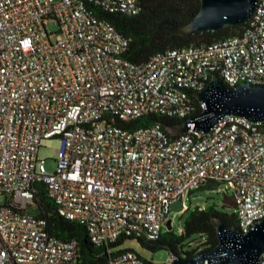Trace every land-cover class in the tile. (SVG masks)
Returning a JSON list of instances; mask_svg holds the SVG:
<instances>
[{"label":"built area","instance_id":"built-area-1","mask_svg":"<svg viewBox=\"0 0 264 264\" xmlns=\"http://www.w3.org/2000/svg\"><path fill=\"white\" fill-rule=\"evenodd\" d=\"M94 7L136 16L143 4L0 0V264H78L77 242L29 212L41 187L61 217L107 250L106 264H158L111 245L158 240L175 205L210 182L231 192L238 230L264 219V123L226 116L207 135L177 137L158 123L126 126L150 115L197 119L192 93L214 75L231 89L264 87V1L238 34L141 64L124 57L130 40ZM52 138L60 146L50 173L38 151Z\"/></svg>","mask_w":264,"mask_h":264},{"label":"trees","instance_id":"trees-1","mask_svg":"<svg viewBox=\"0 0 264 264\" xmlns=\"http://www.w3.org/2000/svg\"><path fill=\"white\" fill-rule=\"evenodd\" d=\"M142 4V10L136 16L109 14L103 12L99 7H94V11L101 19L112 23L130 40L124 57L137 64L145 63L157 53L169 49H179L190 45H209L225 40L238 34L244 26L230 27L217 32L206 31L190 37H183L178 34L177 27L184 26L196 16L201 7L200 0H142ZM193 99L196 105L193 117H200L203 108L195 97ZM183 121L185 119L176 120L150 115L131 121L126 126L131 130H136L158 123L170 135L164 125H174ZM218 187H220L219 183L210 182L191 192L189 196L199 191L217 190ZM36 199L39 209L38 216L47 221L49 233L62 241L74 240L77 242L78 264H106L109 261L110 255L107 250L92 243L83 224L69 221L58 214L55 205L48 198L43 187ZM226 201L228 205L235 208L233 196L227 198ZM184 214L186 217L180 234L173 230L163 232L156 241L125 236L112 244L111 249L120 251L127 241L135 240L143 249L152 253L168 250L177 257L188 259L197 253L210 251L218 245L217 232L212 223L214 217L222 218L227 226L237 227L235 212L228 215L221 212L216 205L205 206V209L199 205L193 209L188 207Z\"/></svg>","mask_w":264,"mask_h":264},{"label":"water","instance_id":"water-1","mask_svg":"<svg viewBox=\"0 0 264 264\" xmlns=\"http://www.w3.org/2000/svg\"><path fill=\"white\" fill-rule=\"evenodd\" d=\"M196 16L184 26L177 27L180 36L190 37L206 31H220L241 26L254 14L259 2L264 0H200ZM192 95L204 105L200 117L174 125H164L170 136L177 137L190 131L200 136L212 129L226 116L244 117L253 123H264V87L242 83L231 89L214 75L208 86ZM219 243L210 250L185 259L175 256L172 264H259L264 254V219L253 229L243 233L227 226L222 218L214 217ZM172 230V219L166 223Z\"/></svg>","mask_w":264,"mask_h":264},{"label":"rangeland","instance_id":"rangeland-1","mask_svg":"<svg viewBox=\"0 0 264 264\" xmlns=\"http://www.w3.org/2000/svg\"><path fill=\"white\" fill-rule=\"evenodd\" d=\"M48 29L53 33V39L56 38V33L58 30V24L55 20H51L48 24ZM60 141L58 138H52L49 140H44L41 144V147L38 151V158L45 160L46 168L48 172L52 173L55 170V159L59 152ZM227 187L224 184H220L217 190H207L199 191L191 196H187L184 200V206L174 207L171 212L172 218V230L180 234L182 226L186 217V214L183 215L184 211L190 207L193 209L196 205L199 206H212L216 205L218 209L228 215L232 214L235 211L233 206L227 204V198L232 197L231 192L227 191ZM4 202V198L0 197V204ZM29 212L31 214H38L39 209L36 206H30ZM233 225V224H232ZM163 232H167V228L164 227ZM122 249H134L145 258L153 260L158 264H166L170 255L168 250H162L157 253H152L142 248L139 242L135 240L127 241Z\"/></svg>","mask_w":264,"mask_h":264},{"label":"crops","instance_id":"crops-1","mask_svg":"<svg viewBox=\"0 0 264 264\" xmlns=\"http://www.w3.org/2000/svg\"><path fill=\"white\" fill-rule=\"evenodd\" d=\"M175 207L177 208V207H179L178 205H175Z\"/></svg>","mask_w":264,"mask_h":264}]
</instances>
